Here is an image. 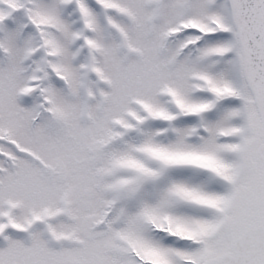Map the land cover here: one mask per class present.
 <instances>
[{"label": "snow or ice", "instance_id": "6c2138e0", "mask_svg": "<svg viewBox=\"0 0 264 264\" xmlns=\"http://www.w3.org/2000/svg\"><path fill=\"white\" fill-rule=\"evenodd\" d=\"M0 264H264V0H0Z\"/></svg>", "mask_w": 264, "mask_h": 264}]
</instances>
